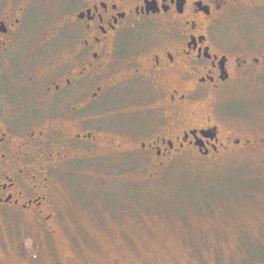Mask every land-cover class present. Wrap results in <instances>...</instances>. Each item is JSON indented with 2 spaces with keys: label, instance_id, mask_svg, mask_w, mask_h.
I'll use <instances>...</instances> for the list:
<instances>
[{
  "label": "flooded vegetation",
  "instance_id": "af4514ba",
  "mask_svg": "<svg viewBox=\"0 0 264 264\" xmlns=\"http://www.w3.org/2000/svg\"><path fill=\"white\" fill-rule=\"evenodd\" d=\"M262 12L264 0H0V215L55 234L60 175L87 160L133 155L159 172L186 155L264 154V132L239 131L225 100L264 89V34L229 28ZM125 90L135 107L119 108Z\"/></svg>",
  "mask_w": 264,
  "mask_h": 264
},
{
  "label": "rangeland",
  "instance_id": "374dc122",
  "mask_svg": "<svg viewBox=\"0 0 264 264\" xmlns=\"http://www.w3.org/2000/svg\"><path fill=\"white\" fill-rule=\"evenodd\" d=\"M241 26L264 34V12L238 14L230 33ZM138 93L125 90L119 108L135 107ZM225 100L239 131L264 132V89ZM149 164L107 156L64 171L58 231L0 215V264H264L263 153L186 155L159 172ZM227 188L236 192L210 200Z\"/></svg>",
  "mask_w": 264,
  "mask_h": 264
},
{
  "label": "trees",
  "instance_id": "16d2710c",
  "mask_svg": "<svg viewBox=\"0 0 264 264\" xmlns=\"http://www.w3.org/2000/svg\"><path fill=\"white\" fill-rule=\"evenodd\" d=\"M214 192H215V194H212V193L209 194L211 197L210 200L221 199L222 197H225V194H227L228 192H229V194H232L233 192L235 193L236 191L232 188H227V189H225V192L222 191V193H220L219 195H218L219 191H217V192L214 191ZM216 200H214L213 202H215Z\"/></svg>",
  "mask_w": 264,
  "mask_h": 264
}]
</instances>
